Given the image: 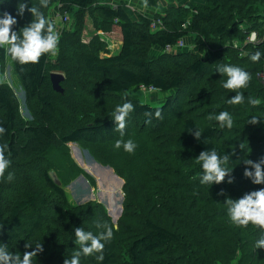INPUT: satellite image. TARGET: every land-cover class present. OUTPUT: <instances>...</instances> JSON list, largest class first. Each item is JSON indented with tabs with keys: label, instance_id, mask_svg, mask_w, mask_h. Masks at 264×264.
<instances>
[{
	"label": "trees",
	"instance_id": "trees-1",
	"mask_svg": "<svg viewBox=\"0 0 264 264\" xmlns=\"http://www.w3.org/2000/svg\"><path fill=\"white\" fill-rule=\"evenodd\" d=\"M53 3L58 4L64 14L75 10L78 18L87 7L96 4L98 24L101 27H106V23L117 25L121 45L113 55H100L98 52L104 44L94 39L89 48L80 51L75 27L71 33H61L57 54L60 60L52 67L46 53H41L38 62L23 65L13 61L7 53L25 99L35 100L38 108L31 120L23 121L18 117L10 89L0 84V126L5 129L0 135V144L7 146L8 168L12 175L15 172L11 180L3 181L0 177V243L16 256L32 251L39 243L41 250L33 258V264H63L73 251H79V246L72 243L74 227H90L94 218L106 220L98 203L91 205L93 211L88 209L76 220H68V202L60 184L61 177L56 174L60 182L56 184L49 176L53 171L49 162L51 153H63L66 144L77 143L91 148L97 161L112 167L124 179L122 218L127 211L134 213V203L141 199V188L165 180L169 192L167 202L176 208L178 217L187 216L190 222L182 225L171 222L172 227L165 226L158 219L159 205L153 204L150 207L157 216L153 213V218H144L141 231L123 239L124 250L118 254L119 245L113 234L100 253L82 255L80 264H264V251L254 248L255 240L264 234V229L251 223L244 227L234 226L227 216L225 201L264 187L252 184L242 175L245 167L250 170L242 159L256 161L264 156V123L259 117L256 124L248 122L251 116L264 117V85L259 77L264 72V0H190L187 5L171 8L153 18L140 14L135 22L122 6L113 7L101 0H47L43 8L40 0H30L31 6L38 5L45 17V10ZM0 11L15 15V4L5 0L0 4ZM154 20L160 23L153 29ZM51 22L54 25L52 19ZM17 24L13 27L20 32L25 24ZM251 33H255L253 41L248 40ZM191 34L197 52L188 50V46L164 51L165 45H174ZM153 46L161 49L157 56L151 58L141 54ZM257 50L262 55L253 63L249 55ZM0 53L3 54V49ZM199 53H204V57ZM68 61L75 65L67 66ZM220 64L239 66L250 73L248 86L239 90L246 98L244 104L226 103L235 92L221 87L226 77L214 71ZM54 71L64 73L60 82L63 84L71 78L100 84V88L89 90L87 96L102 100L106 104L104 110L94 111L98 106L85 99L88 105H82L83 109H92L85 120L80 119L71 128L55 127L54 102L58 93L50 81ZM171 91L173 93H168ZM142 92L168 94L157 103L141 100ZM248 96L259 98L261 103L255 107L248 105ZM126 100L133 104V110L126 118L121 136L112 113ZM223 110L232 115L231 129L220 128L215 121V114ZM66 115L68 118L69 114ZM193 125L202 130L199 140L187 131L192 128L195 132ZM129 139L136 144L132 153L125 152L122 147H113L116 140ZM212 147L225 154L234 153L226 165L232 167L233 179L227 183L225 177L224 181L207 188L198 184L201 169L195 156ZM158 155L177 164L181 173L174 167L164 172L163 165L155 160ZM31 160L37 165L47 163L37 170L43 186L14 184L15 179L20 180L21 165ZM70 161L72 175L76 176L81 170ZM221 190L222 195L219 194ZM58 210L64 214L54 213ZM119 226L121 231L127 227L123 222ZM192 229L204 234L196 237ZM183 241H188L190 247L182 256L165 263L151 260L162 248ZM28 244L32 245L26 248ZM97 256L102 259L98 260Z\"/></svg>",
	"mask_w": 264,
	"mask_h": 264
},
{
	"label": "rangeland",
	"instance_id": "rangeland-1",
	"mask_svg": "<svg viewBox=\"0 0 264 264\" xmlns=\"http://www.w3.org/2000/svg\"><path fill=\"white\" fill-rule=\"evenodd\" d=\"M8 2H12L15 4L16 0H7ZM39 1V0H38ZM190 0H147V4L143 3V0H108V2H104V0H101V3L103 4H109L113 7L115 6H122L123 9L126 11L128 16L132 21H137L138 16L140 14L142 15H148L151 18L159 15L165 14L168 10L171 8H178L183 5H187ZM33 6V5H32ZM96 4L90 7H87L84 11H82V17L75 15V10H73L70 13L64 14L60 8L59 5L56 3H53L49 5V7L45 10V14L47 19L53 20L55 29L59 32L60 36L62 32H68L71 33L74 31L75 27L78 29V38L79 42L81 44L80 51L83 50V52L89 48L91 45V42L94 39H97L98 42H101L104 44L103 48H100L99 54L100 55H113L117 52L119 49L121 42H120V32L117 25L114 23L109 24L106 23V27L102 25V27L98 24L99 22V14L96 11L95 8ZM37 7L38 10H40L39 6ZM60 14L62 16V19L66 17L67 19L63 21L59 19H55L57 14ZM77 17V18H76ZM34 16H31L27 10H25L24 15L22 17H17V26H22L29 22L30 20H33ZM154 29V28H153ZM193 35H188L184 38V46H188V50H192L194 52H197L196 47L193 45ZM59 45V43H58ZM58 45H57V51L55 54H49V63L51 64V67L53 65H56L59 59L58 54ZM183 46V47H184ZM182 48V47H181ZM161 49L153 46L149 47L141 53L143 56L146 57H155L157 54H159ZM167 52V51H166ZM204 53H199V56L204 57ZM7 51L3 49V54L0 53V84L6 85L10 89L11 96L14 100L16 110L18 117L22 119L25 122H28L31 120V115L33 114L34 110L38 108L37 103L35 100H29L27 101L24 97V93L19 85V81L16 77V75L13 73L12 66L8 60L7 57ZM65 59V57H63ZM64 61V60H63ZM74 66V62H67V66ZM52 70V69H51ZM50 70V71H51ZM53 73L61 74L64 78V73L60 71H54ZM50 74V75H51ZM259 77L262 78V82L264 85V72L259 74ZM79 81H74L73 78L70 79L67 84H63L59 82V86L61 88V92L56 91L58 94L55 95V112H56V118H55V127L57 128H71L74 125L79 123V120H85L88 116V111L90 112L92 109L84 110L82 105H88L84 102V100H88L90 103L95 104L98 106L99 109H94V111H102L104 110V107L106 106L105 103H103L102 100L99 99H91L88 97V91L91 89H98L100 88V84L94 83L92 84L88 80L78 79ZM61 84V85H60ZM52 86V85H51ZM55 91V90H54ZM91 93V92H90ZM168 93H173L168 92ZM166 93H157V92H142L139 95V98L141 100L145 101H157V103H160L164 100L165 96L168 94ZM72 110V111H70ZM83 111H86L83 112ZM69 114V117L67 118L66 114ZM90 117H88L89 119ZM91 151H89V150ZM84 148L80 146L77 143H68L66 144V150L67 154L61 153L60 151H53L51 153V159L49 162H51L50 165H53V172L55 174H58L61 177V183L63 185V190L65 192L66 200L68 202V207H66L67 212L69 213V219L76 220L79 215L84 214L89 209L90 211H93V207L91 206L94 203H98L100 206V209L103 210L106 220L102 218H94L95 220L91 221L90 227H86L84 230L93 232L94 235L98 234L101 229H105V226L111 227L113 224L116 225V229L114 230L113 234L116 236L115 241H118L119 248L118 254L121 250H124L125 241L123 239H126L127 235L135 234L136 232H140L142 229V221L147 216H150L153 218V213L155 216H157L156 212L151 210V205H159L158 210V219L160 220L161 224L170 226L171 222L178 223L182 225V223L187 222L189 220V217L180 216L178 217V211L174 206L169 204L167 202L168 194L166 188V181H162L157 184H151L146 185L145 187L140 189V197L136 203H134V213L131 211H127V215L122 218L123 211H124V191H123V185H124V179L118 176L112 167L108 165H104L97 161L95 157L91 154L92 149L91 148ZM65 155V156H64ZM70 159L75 163L77 167L80 168L81 171H78V175H72L73 170L71 169V161ZM155 160L158 162V164L163 165L164 172L170 169L171 167H174L178 170V165L173 164L172 161H170L168 158H164L160 155L155 157ZM44 166H47V163L45 165H37L34 161H27L20 167V173L18 176L20 177V180L15 179L13 183H17L20 186H24L25 183L31 184L34 188L42 187L43 181L40 179V176L37 174V170L44 168ZM109 167L113 171L112 178L116 179V186L115 191L112 193L111 197L108 196V193L105 192V189L102 187V180L100 181L102 184L99 185L98 182V175L95 170L102 173V169L99 167ZM180 173L181 171L178 170ZM163 172V171H162ZM11 173L10 168L5 169V174L2 178L3 181L7 179L8 174ZM95 173V174H94ZM106 179H109L110 177L103 172ZM201 172L199 173V175ZM12 175V173H11ZM15 175H12V177ZM58 178V176H57ZM59 180V179H58ZM8 181V179H7ZM107 181V180H105ZM19 182V183H18ZM147 197V199H146ZM149 197V198H148ZM110 199L115 203V206H118L115 213L111 211L110 207ZM146 199V200H145ZM226 201V200H225ZM109 204V205H108ZM139 204V205H138ZM136 205H138L136 207ZM132 207V206H131ZM85 208L84 211L82 209ZM96 208V207H95ZM94 208V209H95ZM53 212V211H52ZM58 213V215L62 216L64 212L62 210L54 211V213ZM112 212V213H111ZM177 212V214L175 213ZM130 215L133 217H130ZM176 217V218H175ZM90 219V218H89ZM173 220V221H172ZM120 222H123L124 225H126V229L123 231L122 228L119 226ZM189 222V221H188ZM190 223V222H189ZM188 223V224H189ZM88 224V223H87ZM127 230V232H126ZM192 232L195 234L196 237L201 238L202 234L199 229H192ZM198 241H196L197 243ZM188 241H183V243H178L177 245H174L173 247L169 248H162L159 253L155 256H153L154 261H163L164 263L166 261L172 260L173 258L177 256H182L186 252L189 251ZM200 251V249H199ZM183 261L186 262V258H183ZM157 264V263H155ZM160 264V263H159ZM182 264V262H181ZM229 264V263H228Z\"/></svg>",
	"mask_w": 264,
	"mask_h": 264
},
{
	"label": "clouds",
	"instance_id": "clouds-1",
	"mask_svg": "<svg viewBox=\"0 0 264 264\" xmlns=\"http://www.w3.org/2000/svg\"><path fill=\"white\" fill-rule=\"evenodd\" d=\"M4 2L5 0H0V4ZM143 3L146 6L147 0H143ZM46 5L47 0H40L41 8L46 7ZM25 10L31 16H34L35 19L26 23L22 27V30L18 32L13 26L17 23V17H22ZM59 39L60 34L55 29L51 20L47 19L37 7L31 6L30 0H16L15 15L7 11H0V49H5L11 59L18 64L36 63L41 53L55 54ZM253 39H255V34H253ZM261 55L260 50L254 51L249 55V60L255 63L260 60ZM214 71L226 77L221 82V87L235 92L234 95L226 99V103L231 105L244 104L246 98L239 90L248 86L251 79L250 73L239 66L231 64L217 65ZM246 102L253 107L261 103L259 98L252 96H248ZM132 110L133 104L126 100L117 105L112 113L116 130L121 136L124 135L126 118ZM155 115L158 116L159 113ZM257 117L260 118L261 123H264V117L260 116H251L248 122L256 124ZM215 121L219 124L220 128L231 129L233 126L232 115L227 110L216 113ZM194 127L196 129L195 132H192V128L187 129V131L195 139L199 140L202 130L196 126ZM4 131L5 129L0 126V135H3ZM113 147L117 149L122 147L125 152L132 153L136 144L131 139L126 141L116 140ZM7 151V146L0 144V177L4 176L5 169L10 164L6 156ZM232 154L234 153L225 154L213 147L201 150L195 156L196 163L201 169L198 184L209 188L212 184H219L221 181H224L225 177H227L226 182L231 183L233 179L231 176L232 167H227L226 165L230 161L229 157ZM242 162L244 165L250 166V170L248 167L244 168L242 175L248 178L254 185H264V167H262L264 166V156L256 161L244 158ZM7 179H12L11 173L8 174ZM219 194L222 195L223 191L221 190ZM226 203L228 205L227 216L234 226L244 227L251 223L264 229V187L244 192L240 197L235 199L228 198ZM115 229V224L111 227L105 226L102 233L94 235L91 231H86L81 227H74V241L72 243L79 246V251H73L70 258L64 259L63 264H80L82 255L90 256L94 253H100L104 248L105 242L111 240ZM31 245L28 244L25 247L27 248ZM254 248L264 251V234L255 240ZM40 250L41 246L38 243L35 244L32 251H26L21 256H16L9 251L4 243H0V264H33V258ZM97 259H102V256H97Z\"/></svg>",
	"mask_w": 264,
	"mask_h": 264
},
{
	"label": "bare ground",
	"instance_id": "bare-ground-1",
	"mask_svg": "<svg viewBox=\"0 0 264 264\" xmlns=\"http://www.w3.org/2000/svg\"><path fill=\"white\" fill-rule=\"evenodd\" d=\"M95 172H97V174L98 175H96V176H98L99 178V180H98V182H99V185H101L102 183L100 182L101 180H102V182H103V184H102V187L101 188H103V189H105V192H107L108 193V196L109 197H111V195H112V193L115 191V189L117 188V187H115L116 186V179H113L112 178V176L110 177L108 174V176L110 177L109 179H106V177H105V175H104V173L102 172V173H100L99 171H97V170H95ZM95 174V173H94ZM105 180H107V181H105ZM109 203H110V209H111V211L112 212H114L115 213V211H116V209L118 208V206H115V203L110 199V201H109ZM109 205V204H108ZM111 212V213H112Z\"/></svg>",
	"mask_w": 264,
	"mask_h": 264
},
{
	"label": "water",
	"instance_id": "water-1",
	"mask_svg": "<svg viewBox=\"0 0 264 264\" xmlns=\"http://www.w3.org/2000/svg\"><path fill=\"white\" fill-rule=\"evenodd\" d=\"M264 16V14H263ZM63 79V76L61 74H57V73H53L50 75V81H51V85H52V88L53 90L55 91H58V92H61V88L59 86V82ZM103 172H105L106 174L108 175H113V171L111 168L109 167H101L99 166ZM49 176L50 178L52 179V181L56 184H59V180L56 176V174L53 172V171H50L49 172Z\"/></svg>",
	"mask_w": 264,
	"mask_h": 264
},
{
	"label": "built area",
	"instance_id": "built-area-1",
	"mask_svg": "<svg viewBox=\"0 0 264 264\" xmlns=\"http://www.w3.org/2000/svg\"><path fill=\"white\" fill-rule=\"evenodd\" d=\"M54 18L56 19H59V20H61V21H63V19L64 20H66L67 18L66 17H64L63 19H62V16L58 13L57 15H56V17L54 16ZM160 22L159 21H153L152 23H151V27L152 28H155L156 26H157V24H159ZM253 34H255V33H251L250 35H249V38H248V40L249 41H253V40H255V39H253ZM184 46V40L183 39H179L174 45H171V44H167V45H165L164 46V51L166 52H171L174 48H176V49H178V48H181V47H183Z\"/></svg>",
	"mask_w": 264,
	"mask_h": 264
},
{
	"label": "crops",
	"instance_id": "crops-1",
	"mask_svg": "<svg viewBox=\"0 0 264 264\" xmlns=\"http://www.w3.org/2000/svg\"><path fill=\"white\" fill-rule=\"evenodd\" d=\"M121 42V41H120Z\"/></svg>",
	"mask_w": 264,
	"mask_h": 264
}]
</instances>
